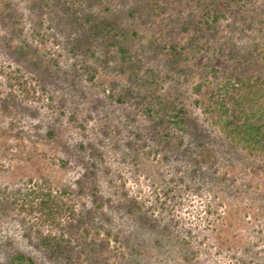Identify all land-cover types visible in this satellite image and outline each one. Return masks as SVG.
<instances>
[{"label":"rangeland","instance_id":"1","mask_svg":"<svg viewBox=\"0 0 264 264\" xmlns=\"http://www.w3.org/2000/svg\"><path fill=\"white\" fill-rule=\"evenodd\" d=\"M241 74L264 0H0V264H264V158L195 105Z\"/></svg>","mask_w":264,"mask_h":264},{"label":"trees","instance_id":"2","mask_svg":"<svg viewBox=\"0 0 264 264\" xmlns=\"http://www.w3.org/2000/svg\"><path fill=\"white\" fill-rule=\"evenodd\" d=\"M222 15H214L212 21H205L207 27H214ZM124 54V50L120 48ZM222 54V51H220ZM125 55V54H124ZM219 71L213 69L212 76ZM204 84H198L194 92L202 94ZM205 120L215 127L230 142L232 149L240 148L250 156L264 158V77L251 74L224 77L208 95L195 101ZM165 107V106H163ZM163 109V108H162ZM165 107L163 110H167ZM144 114L154 119L152 110ZM162 123L179 133L189 132L185 120V111L166 112ZM223 180V179H222ZM11 264H34L31 258L18 255Z\"/></svg>","mask_w":264,"mask_h":264}]
</instances>
